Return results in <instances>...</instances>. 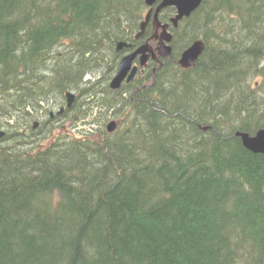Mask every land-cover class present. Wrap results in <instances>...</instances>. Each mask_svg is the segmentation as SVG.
Here are the masks:
<instances>
[{"label": "trees", "instance_id": "obj_1", "mask_svg": "<svg viewBox=\"0 0 264 264\" xmlns=\"http://www.w3.org/2000/svg\"><path fill=\"white\" fill-rule=\"evenodd\" d=\"M145 9L0 0V264H264V154L236 135L264 128V0H203L155 75L112 90Z\"/></svg>", "mask_w": 264, "mask_h": 264}, {"label": "water", "instance_id": "obj_2", "mask_svg": "<svg viewBox=\"0 0 264 264\" xmlns=\"http://www.w3.org/2000/svg\"><path fill=\"white\" fill-rule=\"evenodd\" d=\"M158 0H146V2L149 5L154 4ZM202 0H163L161 3V6L158 8L160 10L161 8L168 7V6H173L176 8L178 16L173 20L174 25L178 24V21H180L184 17L190 16V14L195 11L201 4ZM149 21V18L147 19ZM148 21L146 23H148ZM155 23L157 26H159V23L157 21V16L155 17ZM164 39L170 41L171 38L164 34L162 36ZM125 44H119L118 49H121L124 47ZM197 45L195 44L193 47H191L189 50H187L184 55L183 59L181 60V64L184 67H188L193 64L195 58H196V53H197ZM148 48H144L143 50H147ZM135 57V54L125 58L120 66V70L118 72V75L116 76L114 82L112 83L113 88H117L120 86L121 82L123 79L127 76L129 70L131 69V64L132 61ZM137 69L134 68L132 71V76L136 73ZM130 77V79H131ZM68 101H69V106L72 104L74 101V96L73 95H68ZM107 130L109 132H112L115 130V123L112 122L107 126ZM244 143V146L251 150L254 153H264V129L260 130L257 132V134L253 137H250L248 134H238Z\"/></svg>", "mask_w": 264, "mask_h": 264}, {"label": "bare ground", "instance_id": "obj_3", "mask_svg": "<svg viewBox=\"0 0 264 264\" xmlns=\"http://www.w3.org/2000/svg\"><path fill=\"white\" fill-rule=\"evenodd\" d=\"M134 5V4H133ZM211 5V4H210ZM133 8V7H132ZM149 32V31H148ZM115 36V35H114ZM118 37V36H117ZM121 37V36H120ZM125 37V36H124ZM198 41V40H197ZM203 41V40H202ZM196 42V41H195ZM204 42V41H203ZM194 43V42H193ZM192 43V44H193ZM118 51V50H117ZM66 52V51H65ZM118 52H121V51H118ZM91 55V54H90ZM111 62V61H110ZM257 65V64H256ZM111 66V65H110ZM113 69V68H112ZM252 69V68H251ZM250 69V70H251ZM256 72V71H255ZM109 73V72H108ZM63 77V76H62ZM250 77V76H249ZM252 77V76H251ZM255 77V76H254ZM25 81V80H24ZM72 81H74V80H72ZM88 82V81H87ZM92 82V81H91ZM73 84H75V82H73ZM92 84V83H91ZM66 85V84H65ZM89 87V86H88ZM90 88V87H89ZM240 88V87H239ZM85 90V89H84ZM215 90V89H214ZM63 91V90H62ZM70 92V91H69ZM245 92V91H244ZM75 93V92H74ZM86 93H89V92H86ZM91 94V93H90ZM80 95H81V93H80ZM89 95V94H88ZM248 95V94H247ZM92 96V95H91ZM232 96H234V95H232ZM236 96V95H235ZM80 98H82V97H80ZM227 98V97H226ZM78 99V98H77ZM247 99V98H246ZM25 100V99H24ZM81 100V99H80ZM237 101H238V99H237ZM82 102V101H81ZM86 104V103H85ZM84 104V105H85ZM78 105V104H77ZM79 106H81V104L80 105H78V107ZM77 107L76 105H74V106H72V107H67L68 109L67 110H69L71 113H72V111L73 110H75V108ZM238 107V106H237ZM74 108V109H73ZM78 109V108H77ZM237 110V109H236ZM246 110V109H245ZM66 111V109L63 107L62 109H59V110H57V114L58 115H63L64 114V112ZM76 111V110H75ZM74 111V112H75ZM70 112H68V114L70 113ZM247 112V111H246ZM55 113V112H54ZM54 113H53V115H52V119L54 118ZM66 114V113H65ZM11 115V114H10ZM70 116V115H69ZM72 116H73V114H72ZM243 116V115H242ZM38 117V116H37ZM69 118V117H68ZM14 120V119H13ZM85 120H86V118H85ZM76 122V121H75ZM33 123V122H32ZM50 125V124H49ZM221 127V126H220ZM210 127L209 126H205V127H202V129L204 130V131H207L208 129H209ZM214 129V128H213ZM4 130H6V129H4ZM4 130H2L1 132H0V142H1V140L5 137V135H6V133H5V131ZM196 140V139H195ZM28 163V162H27ZM51 166V165H50ZM232 171V170H231ZM223 178V177H222ZM1 182V181H0ZM234 187V186H233ZM235 189V188H234ZM238 199V198H237Z\"/></svg>", "mask_w": 264, "mask_h": 264}, {"label": "rangeland", "instance_id": "obj_4", "mask_svg": "<svg viewBox=\"0 0 264 264\" xmlns=\"http://www.w3.org/2000/svg\"><path fill=\"white\" fill-rule=\"evenodd\" d=\"M79 101V100H78ZM76 105H77V103H76ZM76 112H74V110L72 111V113L70 112L68 115H70V117H72V114H73V116H74V114H75ZM79 125H84V123L83 122H79ZM6 133V132H5Z\"/></svg>", "mask_w": 264, "mask_h": 264}, {"label": "flooded vegetation", "instance_id": "obj_5", "mask_svg": "<svg viewBox=\"0 0 264 264\" xmlns=\"http://www.w3.org/2000/svg\"><path fill=\"white\" fill-rule=\"evenodd\" d=\"M66 110L68 109L67 107H64Z\"/></svg>", "mask_w": 264, "mask_h": 264}]
</instances>
